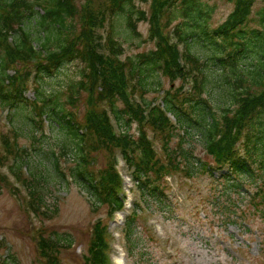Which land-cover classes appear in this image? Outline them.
Wrapping results in <instances>:
<instances>
[{"label": "trees", "instance_id": "1", "mask_svg": "<svg viewBox=\"0 0 264 264\" xmlns=\"http://www.w3.org/2000/svg\"><path fill=\"white\" fill-rule=\"evenodd\" d=\"M140 1L150 3L148 18L145 11L134 6V0H101L97 9L84 4L80 13L81 28L77 33L68 29L65 22L77 12L74 0L33 2L43 10L38 27L46 33L36 50L29 34L20 28L23 20L33 13L34 4L30 0H0V106L13 110L30 103L40 120L37 127L41 131L42 117L48 113L59 139V152L53 149L45 152L44 157L48 160L43 166L34 165L28 171H22L27 152L18 145L17 131L12 128L9 133L0 135L3 149L0 165L5 166L12 159L13 163L7 165L10 174L23 187L26 202L35 215L58 213L56 199L48 197L52 195L51 186L64 183L67 178L88 196L93 206H105L110 217L122 208V180L115 168L118 153L130 170L140 200L121 228L122 240L130 255L136 240L133 233L143 210L141 200L166 201L168 186L164 178L167 175L192 178L202 173L218 178L224 188L220 197L215 196L214 202L220 205L221 221L224 224L238 221L243 231L248 232V218L252 213L257 212L264 220V54H258L257 59L251 56L253 60L244 64L249 86L240 78L234 82L226 81L222 93H227V104L218 116L204 96L207 85L204 76L188 89L184 83L171 86L164 91L163 105H152L144 96L151 87H161L160 76L171 83L177 79L185 80L187 74L193 72L191 63L201 76L205 63L188 50V41L193 35L185 29L192 24L182 22L174 27L176 42L162 32L176 18L178 1L181 6L178 13L189 17L188 11L192 10L196 0ZM254 2L234 0L225 21L210 31L201 24L197 26L201 29L199 42L204 46L212 45L216 52L223 54L215 59L223 68H230L232 74L242 65L241 59L248 51L243 27L250 18ZM126 6L130 8L126 9ZM119 12L126 13L128 28L135 36L137 22L148 19L149 39L155 41L153 49L121 59V45L108 35L104 42L107 52L99 50L94 27L107 16ZM260 23L264 26V12ZM14 32H19L21 38L18 41L11 39ZM178 44L184 45L183 52L179 51ZM181 57L183 63H180ZM17 61L31 62L42 76L53 75L63 63L80 62L79 78L71 83L69 91L74 96H84L87 109L83 120H77L61 107L54 106L45 112L43 99L41 102L25 99V80L18 79L17 74H6L10 62ZM136 95L139 101L134 100ZM119 101L121 105L117 104ZM167 112L176 116L177 124L169 120ZM113 121L121 128L118 134L114 133ZM133 123L137 124L136 136L130 133ZM193 129L199 130L197 137L201 138L204 151L212 158L211 165L194 160L190 142ZM98 150L106 153L107 161L102 167L95 168L93 154ZM216 173L218 176L214 177ZM7 181V176L0 174V187ZM250 184L252 189L248 187ZM228 190L236 192V197L240 196L238 201L246 198L249 207L241 208L239 202L234 204ZM222 197L226 199L225 203L219 202ZM33 238L37 260L41 264H62L61 251L72 245L69 236L61 238L57 231L41 224L35 229ZM109 242L108 222L97 219L81 254V264H111Z\"/></svg>", "mask_w": 264, "mask_h": 264}, {"label": "rangeland", "instance_id": "2", "mask_svg": "<svg viewBox=\"0 0 264 264\" xmlns=\"http://www.w3.org/2000/svg\"><path fill=\"white\" fill-rule=\"evenodd\" d=\"M32 3L44 0H30ZM34 4V11L20 24L22 31L29 34L36 50L44 36L42 29L38 27V20L43 15V10L39 5ZM76 13L72 17L66 18L67 28L77 33L81 26L80 13L84 4H90L89 7L97 9L101 6V0H74ZM134 6L143 10L147 18L150 16V3L134 0ZM234 6V0H196L192 10L188 11L189 17L178 13L181 8L180 2L177 4L176 18L163 34L168 35L171 41H176L173 29L182 22H188L189 28L186 32L193 35V39L188 41V50L198 56L205 63L202 67V74L198 73L194 64L191 63L192 73L187 74L185 80L177 79L174 83L169 82L165 77L160 76L161 87H151L145 94L147 102H158L164 91L171 86L177 87L185 83L188 89L193 82H199L200 77L207 82L204 96L207 98L213 112L218 116L222 107L227 104V93H222V87L226 88V81L234 82L240 78L243 84L248 85L245 65L253 60L251 56L257 59L258 54L263 55L264 51V26L261 17L264 12V0H255L251 10V15L243 27L244 40L247 53L241 59L242 64L235 74H232L226 66L223 68L215 57L222 56L220 52L211 47L204 46L199 39L201 29L198 24L205 26L207 30H212L223 23ZM129 9L130 6H126ZM176 11V10H174ZM173 12V10L171 11ZM170 12V13H171ZM186 13V12H185ZM126 13L119 12L112 17H108L100 25L94 27L95 40L100 44V51L107 52L105 42L108 35H111L119 42L123 51L121 59L133 57L137 53L146 52L155 47V41L149 39L148 19L140 20L136 24L137 36L128 28ZM161 18V17H160ZM162 20V19H161ZM14 41L21 37L19 32H14L12 36ZM220 42V40L218 39ZM179 51L184 50V45H178ZM183 61V58H182ZM187 65V62L184 63ZM82 64L78 61L63 63L51 76L40 75L36 72L31 62L17 61L10 62L6 74L9 76L16 72L18 79L25 80L23 96L28 101L43 99L45 112L56 107L64 108L70 112L77 120H83V115L87 109L84 96L79 94L74 96L69 91L71 83L75 82L79 76V70ZM157 76V75H156ZM159 77L155 79L157 81ZM242 84V85H243ZM253 88V86L251 85ZM83 95V94H82ZM139 101L138 95L134 97ZM121 105L119 101L117 103ZM36 110L30 103L24 104L17 109H6L0 106V135L9 133L10 129L17 131V143L26 149L27 155L24 157L22 171H28V168L34 165L43 166L48 159L44 157L45 152L51 149L54 152L58 150V132L48 113L42 117L43 130L38 129L40 120L35 114ZM194 119L197 116L192 115ZM207 117L204 119L206 120ZM116 131H120V126L114 122ZM194 130V129H193ZM199 130H194V136L190 140L194 152V160L199 163L212 164L213 160L206 154L202 146L201 138H198ZM130 133L136 136L137 124L133 123L130 127ZM176 139L172 141L174 145ZM241 149V145L239 146ZM3 151L0 145V153ZM93 166L102 167L107 161V155L103 150L95 151L93 154ZM118 159L117 169L122 175L127 176V169L123 161L116 153ZM12 159L7 161V165L12 164ZM68 164V163H67ZM7 165H0V174L7 176L8 181L0 187V264H41L37 260L34 231L38 225L48 227L57 231L61 238L70 237L72 245L61 251L60 259L62 264H81V254L83 253L91 226L97 220L101 219L108 222L109 230L114 239L110 236L109 255L113 261L122 258L124 264H264L262 249L264 248V220L259 214L251 211L248 218L250 231L244 232L240 223L224 224L220 219V205L215 203V196L220 197V192L224 188L218 178L209 177L208 174H197L192 178H184L180 175L168 176L164 182L170 189H167L166 201L162 203L155 200H141L142 213L138 225L133 233L136 239L132 248V255L127 252L126 247L123 250H117L116 247L123 245L115 235L118 232L119 224L109 217L105 206H93L88 196L79 189L78 186L66 181L51 186L52 195L57 201L58 213L47 216L43 214L35 215L26 202V194L23 187L17 183L10 174ZM64 166L66 165L63 164ZM214 176V175H213ZM218 173L214 177H217ZM256 183H259L257 181ZM249 189L253 185L250 184ZM230 199L234 204H241V208L249 207L246 198L236 197V192L228 190ZM132 201L139 203L138 192L136 188L131 192ZM220 203H225L224 197L220 198ZM169 205V206H168ZM123 216L128 213L125 208L121 212ZM151 239V240H148ZM122 242V244H121ZM116 247H115V246ZM113 246V248H112ZM122 249V248H121ZM122 252V256H121Z\"/></svg>", "mask_w": 264, "mask_h": 264}]
</instances>
